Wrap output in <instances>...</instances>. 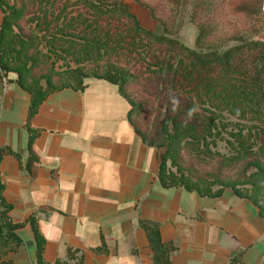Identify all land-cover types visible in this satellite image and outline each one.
<instances>
[{"label":"trees","instance_id":"trees-1","mask_svg":"<svg viewBox=\"0 0 264 264\" xmlns=\"http://www.w3.org/2000/svg\"><path fill=\"white\" fill-rule=\"evenodd\" d=\"M134 1L161 23L164 34L141 26L122 0H0V80L14 73V81L30 95L23 126L25 166L8 146L0 147V162L11 155L31 174L38 162L32 145L40 134L32 120L42 102L66 88L82 91L88 79H101L116 85L129 103L127 119L141 139L165 149L157 173L163 188L182 187L204 197L231 189L264 219V39L256 38L260 30L254 26L264 14V0ZM186 8L197 29V49L169 36L168 19ZM228 13L243 18L240 30L226 26ZM223 133L232 141L222 155L212 152L208 139ZM3 191L0 179V264H15L6 257L24 245L19 231L27 224L35 264H84V252L71 247L65 258L47 262L37 215L14 223ZM139 227L152 264H171L177 246L162 242L157 224L140 221ZM241 255V250L231 254L229 264H241Z\"/></svg>","mask_w":264,"mask_h":264},{"label":"crops","instance_id":"crops-1","mask_svg":"<svg viewBox=\"0 0 264 264\" xmlns=\"http://www.w3.org/2000/svg\"><path fill=\"white\" fill-rule=\"evenodd\" d=\"M2 17L0 9V25ZM15 78L9 73L0 80V147L19 153L25 166L30 95ZM129 108L116 85L88 79L82 91L60 90L38 108L32 120L40 130L32 145L38 162L31 174L15 157H2L9 216L25 223L37 215L44 259H63L71 247L84 252V264H152L139 227L146 221L158 225L162 242L177 246L171 264H229L239 250L241 264H264L258 208L231 189L204 197L182 187L163 188L157 179L162 151L135 132ZM19 234L24 245L6 259L35 264L30 226ZM101 246L106 252L92 251Z\"/></svg>","mask_w":264,"mask_h":264},{"label":"rangeland","instance_id":"rangeland-1","mask_svg":"<svg viewBox=\"0 0 264 264\" xmlns=\"http://www.w3.org/2000/svg\"><path fill=\"white\" fill-rule=\"evenodd\" d=\"M152 3H158L160 0H150ZM124 4H126L132 14H134L140 25L144 28L150 30L155 34H164L163 26L160 22L154 20L150 13H148V9L138 5L134 0H122ZM264 10V7H263ZM190 10L189 8L184 9L183 11H179L176 17L168 19L167 23L170 26L169 36L173 39H176L179 43L185 45L191 49H197L195 46V38L197 36V29L193 23L190 22L189 18ZM244 24V20L242 17L232 16V14H226V26H234L238 30L242 28ZM254 26L259 29V34L256 36L257 39H264V14L259 18H256L254 22ZM229 27V26H227ZM233 42H228L226 45H232ZM160 122L156 123V131H155V144L159 141L158 136L160 132ZM230 130V129H229ZM232 141L228 133H223L216 139L209 138L208 145L212 152H219L220 154L229 153V145L228 141ZM162 152L165 150L164 148L160 149ZM186 157L183 158V160ZM175 170V168H173Z\"/></svg>","mask_w":264,"mask_h":264}]
</instances>
